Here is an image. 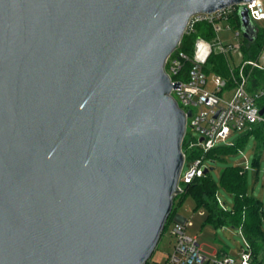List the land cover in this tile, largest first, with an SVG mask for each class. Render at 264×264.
Returning <instances> with one entry per match:
<instances>
[{
	"label": "water",
	"instance_id": "obj_1",
	"mask_svg": "<svg viewBox=\"0 0 264 264\" xmlns=\"http://www.w3.org/2000/svg\"><path fill=\"white\" fill-rule=\"evenodd\" d=\"M249 1L0 0V264L147 263L192 113L166 60L232 5L254 41Z\"/></svg>",
	"mask_w": 264,
	"mask_h": 264
},
{
	"label": "built area",
	"instance_id": "obj_2",
	"mask_svg": "<svg viewBox=\"0 0 264 264\" xmlns=\"http://www.w3.org/2000/svg\"><path fill=\"white\" fill-rule=\"evenodd\" d=\"M241 5L249 9L256 29H264V0H251ZM239 7L240 4H237L191 16L185 34L195 32L197 25L205 22L211 25L213 37H197L191 54L180 49L181 41L165 63L172 82H181V88H173L171 95L185 112L192 111L187 116L186 134L188 128L199 134L197 141L190 139L188 148H198L203 155L232 131H244L245 134L264 127V112L261 113L264 108V82L260 84L252 75L256 70L264 71V44L255 58L245 57L244 48L248 46V39L241 28ZM221 31H233L235 41L222 40ZM213 53L225 56L229 67L228 77L204 71L203 67ZM184 155L183 169L186 165L188 169L181 173V191V183L191 182L196 176L203 175L206 169L204 156L187 162L185 152ZM188 224V219L174 220L165 232L175 240L173 252L164 261L149 260L147 264H238L237 259L227 252L205 253L197 238L188 234ZM246 245L239 264H254L251 246L247 241Z\"/></svg>",
	"mask_w": 264,
	"mask_h": 264
},
{
	"label": "trees",
	"instance_id": "obj_3",
	"mask_svg": "<svg viewBox=\"0 0 264 264\" xmlns=\"http://www.w3.org/2000/svg\"><path fill=\"white\" fill-rule=\"evenodd\" d=\"M213 35L214 32L211 25L205 22L199 23L195 32L183 36L180 49L191 54L197 37L202 36L211 39ZM263 44L264 29L257 27L256 39L254 41L248 40V46L244 48L245 57L255 58ZM203 69L206 73L215 72L225 77L229 76L227 61L225 56L220 53H213ZM252 75L258 79L260 84L264 82V71L256 70ZM250 133H254L260 141L264 142V127L261 126L245 133L230 148L239 149L242 144L241 139L247 137ZM190 139L191 137L186 134L183 141V150L186 154L187 162L201 156H204L205 160L215 161L219 153L223 151L214 147L203 155V151L198 148H188ZM209 172L210 170L204 172L201 176H196L189 183H181L183 190L175 197L172 213L162 235L165 234L169 225L174 221L178 207L182 204L185 197L191 194L197 200V203L207 210L208 222L215 226L229 225L240 229L253 251V263L264 264V233L261 228L264 207L261 206L256 198L248 194L245 170L241 166H228L221 172L220 184L233 196L234 204L231 210H227L220 203L217 187L212 181ZM147 263H149V260Z\"/></svg>",
	"mask_w": 264,
	"mask_h": 264
},
{
	"label": "rangeland",
	"instance_id": "obj_4",
	"mask_svg": "<svg viewBox=\"0 0 264 264\" xmlns=\"http://www.w3.org/2000/svg\"><path fill=\"white\" fill-rule=\"evenodd\" d=\"M220 38L225 41H235L233 31H221ZM188 136L197 141L199 134L188 128ZM244 135V131H232L224 140L219 141L216 147L223 150L215 161L205 160L204 168L210 169V177L217 187V195L227 210L233 208V196L220 184L221 172L228 166H241L246 172L248 194L256 198L264 207V142L254 133L244 137L239 149L230 148ZM226 149V150H225ZM225 150V151H224ZM188 165L183 169L187 171ZM177 214L189 220L187 232L196 237L203 251L207 254L227 252L240 262L241 253L247 249L246 240L240 229L229 225L215 226L208 222L207 210L197 203L191 195H187L178 207ZM174 220V219H173ZM264 233V219L261 223ZM175 240L168 233L163 234L160 242L149 260L164 261L170 252H173Z\"/></svg>",
	"mask_w": 264,
	"mask_h": 264
},
{
	"label": "crops",
	"instance_id": "obj_5",
	"mask_svg": "<svg viewBox=\"0 0 264 264\" xmlns=\"http://www.w3.org/2000/svg\"><path fill=\"white\" fill-rule=\"evenodd\" d=\"M177 215V214H176ZM176 217V216H175ZM174 220H176V219H174Z\"/></svg>",
	"mask_w": 264,
	"mask_h": 264
}]
</instances>
